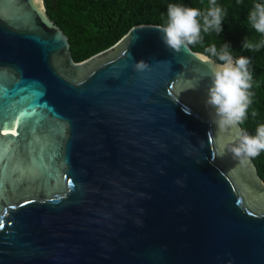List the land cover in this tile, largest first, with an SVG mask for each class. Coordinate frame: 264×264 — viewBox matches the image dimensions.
Instances as JSON below:
<instances>
[{
    "label": "water",
    "instance_id": "95a60500",
    "mask_svg": "<svg viewBox=\"0 0 264 264\" xmlns=\"http://www.w3.org/2000/svg\"><path fill=\"white\" fill-rule=\"evenodd\" d=\"M157 27L76 63L43 0H0V264H264V182L221 154L212 65Z\"/></svg>",
    "mask_w": 264,
    "mask_h": 264
},
{
    "label": "trees",
    "instance_id": "16d2710c",
    "mask_svg": "<svg viewBox=\"0 0 264 264\" xmlns=\"http://www.w3.org/2000/svg\"><path fill=\"white\" fill-rule=\"evenodd\" d=\"M50 20L68 38L76 63L111 48L133 27L139 25L160 26L166 22L169 3L184 4L204 9L207 0H43ZM254 2L264 0H217L226 9L220 34H204L202 43L189 45L194 51L204 53V48L215 43L217 48L228 43L234 56H247L253 72V103L241 125L250 135H255L259 124L264 123V48L250 52L242 48L245 37L258 42L261 37L247 23V14ZM208 55V54H207ZM219 62V61H217ZM253 110L257 115L252 116ZM260 178L264 182V152L252 158Z\"/></svg>",
    "mask_w": 264,
    "mask_h": 264
},
{
    "label": "clouds",
    "instance_id": "9594fccd",
    "mask_svg": "<svg viewBox=\"0 0 264 264\" xmlns=\"http://www.w3.org/2000/svg\"><path fill=\"white\" fill-rule=\"evenodd\" d=\"M226 16V9L218 5L217 0H207V7L203 10L169 3L166 22L156 29L168 49L180 52L182 49L187 50L189 45L202 43V33L220 34L223 30L222 21ZM247 23L261 39L254 42L245 37L242 48L250 52L259 51L264 48V3H253L247 14ZM204 52L208 55H202L201 59L212 65L205 106L212 110L215 117L213 123L219 130L237 131L235 141L229 145H221V154L226 147L235 158L259 156L264 152V123L257 126L255 135H250L241 127L253 103V72L249 68L251 59L243 55L234 56L228 43L221 44L219 48L211 43L204 48ZM134 66L137 70H144L147 64L140 61ZM256 115L253 110L252 116Z\"/></svg>",
    "mask_w": 264,
    "mask_h": 264
},
{
    "label": "snow or ice",
    "instance_id": "6c2138e0",
    "mask_svg": "<svg viewBox=\"0 0 264 264\" xmlns=\"http://www.w3.org/2000/svg\"><path fill=\"white\" fill-rule=\"evenodd\" d=\"M0 227H3V224L2 223H0Z\"/></svg>",
    "mask_w": 264,
    "mask_h": 264
}]
</instances>
